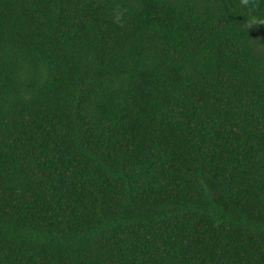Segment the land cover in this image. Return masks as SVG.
I'll return each mask as SVG.
<instances>
[{
  "label": "trees",
  "instance_id": "obj_1",
  "mask_svg": "<svg viewBox=\"0 0 264 264\" xmlns=\"http://www.w3.org/2000/svg\"><path fill=\"white\" fill-rule=\"evenodd\" d=\"M253 18L264 0H0V264H264Z\"/></svg>",
  "mask_w": 264,
  "mask_h": 264
},
{
  "label": "clouds",
  "instance_id": "obj_2",
  "mask_svg": "<svg viewBox=\"0 0 264 264\" xmlns=\"http://www.w3.org/2000/svg\"><path fill=\"white\" fill-rule=\"evenodd\" d=\"M241 3L244 5H247L249 3V0H241ZM126 11H127V9L122 8L120 6H117L116 9L114 10V12H115L114 22L117 23L121 27L124 26V16L126 14ZM254 24L264 25V20H257L255 18H253L249 22V26L254 25Z\"/></svg>",
  "mask_w": 264,
  "mask_h": 264
}]
</instances>
